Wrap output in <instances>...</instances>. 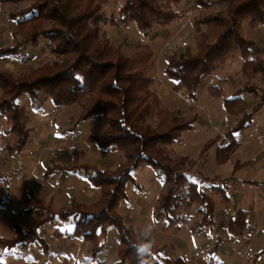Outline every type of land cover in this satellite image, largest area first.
I'll list each match as a JSON object with an SVG mask.
<instances>
[{"label":"trees","instance_id":"16d2710c","mask_svg":"<svg viewBox=\"0 0 264 264\" xmlns=\"http://www.w3.org/2000/svg\"><path fill=\"white\" fill-rule=\"evenodd\" d=\"M22 1L27 2L26 6L11 14L13 19L20 17L11 32L13 44L0 48V55H16L21 47L31 45L55 58L30 70L0 67V115L6 123V134L11 135L4 149L19 153L29 140L30 116L27 106L18 99L28 94L31 104H37L43 93L56 108L75 105V123L86 119L102 122L103 131L87 139L101 150L120 151L123 161L114 169H99L79 162L76 155L71 163L60 166L61 170H93L89 181L98 191L97 198L91 203L72 201L67 208H55L51 202L35 199L23 210L34 215L32 225L15 227L12 237H0V250L26 240L43 242L38 232L41 226L55 217L71 216L75 218L72 234L89 242L91 252L100 249L114 231L117 260L112 264H188L183 256L167 259L151 248L140 250L138 246L143 243L139 234L124 222L118 207L126 199L125 186L133 181L132 173L148 165L163 177L155 210L165 217L167 227L189 223V230L194 232L214 223V198L188 180L197 157L178 155L172 149L181 133L193 129L195 114L182 115L168 109L152 90L149 43L139 41L123 52L122 46L113 44L102 31L101 13L108 0H0ZM179 2L120 0L118 19L123 25L133 23L141 35L147 36L154 27L171 25L186 15L176 9ZM212 2L224 3L225 7L215 10ZM198 4L202 9L191 20L195 51L170 56L165 73L176 82L174 91L183 89L192 97L202 76L214 73L230 57L239 55V75L221 79L208 91L222 99L228 114H242V127L252 112H245L246 103L238 95L260 92L259 96L264 97V56L258 53L256 42L243 35L241 27L245 21L253 28L264 25V0H198ZM154 37L150 36L152 40ZM40 39L45 40L41 47ZM224 84L234 85L227 98H223ZM153 117L158 120L155 124ZM210 143L202 146L200 154ZM233 148L230 145L219 150L218 160H226ZM194 204L199 206L200 217L190 221ZM248 221L249 211L240 209L228 216L225 224L230 233L240 236L249 229ZM257 255H264V247Z\"/></svg>","mask_w":264,"mask_h":264},{"label":"crops","instance_id":"0c3cea01","mask_svg":"<svg viewBox=\"0 0 264 264\" xmlns=\"http://www.w3.org/2000/svg\"><path fill=\"white\" fill-rule=\"evenodd\" d=\"M215 3L212 5L214 6ZM177 8L178 10H186L188 13L175 23L162 27L161 33H156L158 37L151 43L154 52L153 61L156 64L153 71H157L158 65L167 61L166 53L163 50L165 43L169 40L176 43L187 40L188 49L195 50L191 19L199 13L201 7L199 4H195L193 0H180ZM132 33L134 34L132 36L143 41L144 37L142 38L140 32L134 30ZM158 39L161 41L157 42ZM18 53L16 55H2L1 60L9 64L15 63ZM233 62L237 64V70L235 73L232 71L233 75L226 77L235 78L240 73L242 59L238 55L230 57L224 65L228 67ZM7 67L10 66L4 68L7 69ZM11 68L10 70L14 71L12 66ZM155 79L156 83L164 86V93L163 91L160 93L164 105L169 107L175 101L176 105L183 109L181 110L183 115L195 114L193 129L181 133L177 145L173 146L172 149L178 155L197 157L195 166L188 178L190 177L189 181L194 182L192 180L196 177L195 183L214 198L216 205L214 223L210 226H202L194 232L189 230V223L167 227L165 217L162 214L158 215L155 210V198L162 180L158 181V189L154 193L138 192L133 189H131L130 195L126 192V199L118 207L120 215L126 218L124 222L127 225H132L145 247L149 245L148 248L155 250L161 258L174 259L183 256L188 259V264H264V255L256 256V253L264 247V186L261 190L256 188L259 177L262 175L264 178V123L257 129L255 136L250 132L253 127L254 113L264 106V97L259 96L260 92L253 94L245 91L238 95L246 103L245 112H252L251 117L241 127L239 121L242 114H228L222 104V99L209 94L208 89L213 84L207 86L209 100H207L205 107H201L197 97L199 85L191 97L184 90L176 94L174 91L176 82L166 74L155 75ZM233 86L223 85V98L229 97L233 91ZM157 93L159 94V90ZM37 104L43 108L42 112L29 110L30 114L28 112V115H31L28 123L30 136L27 145L19 152L23 163H26L27 167L32 170L23 177L12 172L17 167V163L11 158L15 152L8 153L4 149L5 143L11 140V135L6 134V123L0 115V237H12L16 234L15 227L25 229L32 225L34 215L23 210L37 198L51 202L55 208H67L72 201L90 203L96 199L98 191L90 184L89 178L83 181L75 178L74 174H69L70 171L76 172L78 169H59L60 166L71 163L76 155L79 162L85 160L82 162H89L95 167L98 162L105 165H115L112 163L115 157H120V159L117 158L116 166L123 161V155L118 150H101L97 146V148L89 146L86 149L78 148L80 149L78 152L73 149L78 144H71V142H77V136L76 139L70 141V138H62L57 134L56 131L70 130L78 123L74 122V124L63 128L64 120L67 119V115H63L65 109L76 107L75 105L56 108L54 105L44 106L43 100ZM34 105L35 103H30L27 107L35 108ZM250 106L251 108H249ZM48 107L51 110L48 111ZM33 117L34 121L32 120ZM47 126L50 128L53 126L49 130L53 132L50 146L54 144L62 164L58 162L59 160L47 159L46 152L42 151L46 149L43 133L47 131ZM32 127L35 130H32ZM187 133L197 136H186ZM88 135L90 134L86 133L84 138L86 139ZM209 140L211 143L200 154L202 146ZM29 142L30 147L28 149ZM88 142L90 141L88 140ZM230 145H233L234 148L228 158L219 161L218 151ZM81 153H84L86 158L82 157ZM39 175H42L43 179L48 178L47 184L53 181L54 184L53 186L49 184L48 191L39 192L38 189L40 190L42 187L38 184L34 187V177ZM52 175L55 178L52 179ZM133 184L134 181H128L125 191L126 187L128 189ZM218 190H221V193ZM22 200L28 204L18 205ZM15 207L17 213L14 216L16 221L13 223L8 215ZM198 207L197 204L193 205L190 221L199 219ZM120 209L124 210L125 215L120 212ZM240 209L249 211V229L243 235L235 236L227 230L225 220ZM22 220H24V226L18 223ZM60 220L55 225L54 230L48 234L46 231L44 232L45 237L39 234L43 238V242L26 240L19 242L21 246L17 250H0V261L3 264H112L117 260L116 235L113 230L110 231L104 245L96 252H91L89 242L72 234L75 218L70 216ZM49 222L44 225H48ZM44 225L40 228H43ZM254 229L253 233H249V230ZM60 242L63 243V248L58 246Z\"/></svg>","mask_w":264,"mask_h":264},{"label":"rangeland","instance_id":"374dc122","mask_svg":"<svg viewBox=\"0 0 264 264\" xmlns=\"http://www.w3.org/2000/svg\"><path fill=\"white\" fill-rule=\"evenodd\" d=\"M193 2L195 4L196 3L198 4V0H193ZM213 3H215V2L211 3V6L213 9H215V10L224 9V7L222 8V6H225L224 3L216 2L214 4V6L212 5ZM26 4H27V2H25V1L17 2V3H14V2L1 3L0 2V48H3V47H6V46L13 44L12 39H11V32L15 29L16 23L20 20V17L17 16L16 18L13 19L11 17V14L22 9L23 7H25ZM178 4H177L176 8L178 7ZM119 7H120V0H108L107 3L102 8V13H101L102 14V22L100 23V26H101L102 31H104L106 33V35L110 38V40L113 44L121 45L122 51L127 52L131 47H133L136 43H138L139 40H138V38H136V36H132V35H134L132 33V31L136 30L135 29L136 27L133 25V23L123 25L119 21V19H118ZM177 10H178V8H177ZM182 11H185L186 14L188 13V11H186V10H182ZM200 11H199V13H200ZM199 13H197L196 16ZM129 25H131L130 26L131 28L129 27ZM162 30H163L162 27H157V26L154 27L152 29L150 35H147V36L142 35V38L143 37L144 38H143V41H140V42L149 43V45L151 47L152 41H154L158 37L156 33H161ZM241 31H242L243 35L245 34L246 37H248L247 39L254 40V42H256L258 53H260L261 55L264 56V25H258V26L253 28V27H250L247 24V22L245 21L242 23ZM193 33H194V31H193ZM152 35L156 36V37H154L155 39H153V40L150 38V36H152ZM194 37H195V33H194ZM159 41H161V39H158L157 42H159ZM183 42L186 43L185 47H183L181 45ZM193 42H194V47H195V39H193ZM43 44H45V40L40 39L39 40V46L41 47V45H43ZM154 45H155V43H154ZM151 50H152V48H151ZM185 51H189L192 53H194V51H195V50L192 51V50L188 49V41L187 40L181 41L179 43H176L173 40H169L167 43H165L164 50H163V52L166 53V58H167L166 60L167 61L159 64L157 71H153L156 64L153 61V53L154 52L152 51V57L150 59L151 68L148 71V75L153 77L154 82L152 85V90H154L156 93H157V90H159V94H158L159 97H160L161 91H163V93H164V88H163L164 86L161 85L160 83H156L155 75L158 76L162 73L166 74L165 68L168 65L169 57L172 55L184 54ZM1 57H2V55H0V67L4 68L5 66H10V67H7V69L9 68L8 70H10V68L12 66L14 68V71L30 70V69L35 68L41 62H45V61L49 62L50 60L55 58V56L51 55L49 52L41 51L39 48L31 47V45H26L19 50L18 57H17L15 63H10V64L6 63L3 60H1ZM240 59H242V58L240 57ZM229 65L230 66L226 67L223 64V66H221L219 69H217L214 73H212L210 75H204L201 78V82H200V84H198L199 86L197 87V97H198V100L201 104V107H205L207 105V100H209L208 99L209 97L207 94V86L212 85V84L213 85L217 84L220 79L226 77L227 75H233L232 71L234 73L236 72L237 64L235 62H233L232 64H229ZM229 67H231V68H229ZM256 82H258V81H256ZM179 91H183V89H181ZM179 91H176V94H179L180 93ZM40 96H41V101L43 100V102H44V106L45 105H54L52 103L51 99L49 97L43 95V93L40 94ZM160 99H161V97H160ZM18 101L20 104H23L26 106H28V104L31 103L30 97L28 94H23L18 99ZM161 101H162V99H161ZM38 105L39 104H35L34 105L35 108H31V109H30V107L29 108L27 107V112H29V114H30V111L42 112L43 108H41V106L40 105L38 106ZM166 107L168 109L174 111V112H179V114H182L181 110H183V109H181L178 105H176L175 101L173 103H171V105H169V107L168 106H166ZM249 108H251V106ZM49 110H51L50 107H48V111ZM77 110H78L77 107H71L70 109L69 108L65 109V111H64L65 114H63V115H67V119L64 120L65 125L63 126V128L67 127V125L74 124V122L76 121V117H77ZM32 120L34 121V117L32 118ZM51 121H54V120H51ZM157 122H158V120L155 117H153L152 123L155 124ZM262 123H264V106L260 110H256L254 113V116L252 118L253 127L250 129V132L254 136L256 135L257 129H259L261 127ZM103 127H104V125L102 122H96V121H93L92 119H86V120L79 121L70 130L65 129V130H62L61 132L60 131H56V132L62 138H70V141H73L74 139H76V136H77L78 137L77 142H71V144L72 145L78 144L73 149H76L79 152V150L81 148L86 149V147H89V146L96 147V145L93 142L92 143H91V141L88 142L87 137L85 139L84 135L86 133L93 134V135L100 134L103 131ZM52 128H53V126H52ZM52 128H50V126H47V128H46L47 131H45V133H43V136L46 140L45 141L46 149H44L42 151L46 152L47 159H51V160L53 159V161H55V160H59V153L57 151H55V148L53 146L54 144L52 146H50L52 144L50 139H53L52 138L53 132H50L49 130ZM32 130H35V129L32 127ZM37 133H38V131L36 132V134ZM186 136L193 137V136H197V135L187 133ZM79 138H80V140H79ZM177 143H178V141H176L172 145V147L176 146ZM66 144L69 145V143H66ZM29 147H30V142L28 145V149H29ZM72 147H71V149H72ZM57 148H60V147H57ZM78 148H80V149H78ZM19 154L20 153H14V155L11 157L13 159V161H15L17 163V167L15 169H13L12 172L15 174H18L19 177H23V176L27 175L32 170L29 169V167H27L26 163H23V159H22V157H20ZM81 154H82V157H85L84 153H81ZM117 158L116 157L113 158L112 163H115V165L114 164L105 165V164H101L98 162L96 167L99 169H101V168L114 169L113 167L116 166V163H117L118 159H120V157L118 159ZM82 161H85V160H82ZM96 161H98V160L96 159ZM58 162H60L62 164V160H59ZM89 173L93 174L94 171L91 170L90 172H87L86 174L82 169L76 170V172L75 171L69 172V174H74L75 178H78L79 180L81 179L83 181L88 180V178H89L88 176L90 175ZM189 173H188V176H189ZM132 176H133L132 178H133L134 184L131 185L130 187H128V189L126 187V192L129 195L132 193L131 189L138 191V192L154 193V191H157V189H158L157 188L158 187V181L163 179L161 173L153 170L148 165L139 167L137 171L132 173ZM34 178H35L34 187H36L37 184H38V186L42 187V189H40V190L38 189L39 192L44 191V190L48 191L49 184H50V186H53V184H54L53 181H51V182H49V184H47V182L49 181L48 178L43 179L42 175L35 176ZM51 178L52 179L55 178L54 175H52ZM189 179H190V177L188 178V180ZM196 179L197 178L195 177L192 181L196 182ZM43 182L45 183L44 186L41 185V183H43ZM46 184H47V186H46ZM257 184L258 185L256 186V188L261 190L262 187L264 186V178H262V175L259 177ZM43 187H45V188H43ZM27 204L28 203L26 201L22 200L18 205H27ZM120 212L123 215H125L124 210L120 209ZM16 213H17V209L15 207L14 209L11 210L10 214L8 215V218H11L13 223H15V221H16V219L14 218ZM128 216H127V218H128ZM125 219L126 218H123L124 221H126ZM60 221L61 220L58 217H55L54 219H52L48 225H44L43 228H40V231H39L40 236L45 237L46 235L44 234V232L46 231V234H48L51 230H54L55 225ZM18 223H20L22 226H24V220H22L21 222H18ZM144 237H146L145 234H144ZM60 243H62V242H60ZM20 246H21V243H17L15 246H13L10 249L17 250V249H19Z\"/></svg>","mask_w":264,"mask_h":264},{"label":"built area","instance_id":"2783aa9c","mask_svg":"<svg viewBox=\"0 0 264 264\" xmlns=\"http://www.w3.org/2000/svg\"><path fill=\"white\" fill-rule=\"evenodd\" d=\"M181 45H182L183 47H185V46H186V43L183 42ZM44 184H45L44 182L41 183L42 186H44ZM254 231H255V229H254V230H249V233H253ZM58 246L61 247V248H63V244H62V243H59Z\"/></svg>","mask_w":264,"mask_h":264},{"label":"clouds","instance_id":"9594fccd","mask_svg":"<svg viewBox=\"0 0 264 264\" xmlns=\"http://www.w3.org/2000/svg\"><path fill=\"white\" fill-rule=\"evenodd\" d=\"M138 247H139L140 250H146L144 244H141V245H139ZM148 247H149V245L147 246V248H148Z\"/></svg>","mask_w":264,"mask_h":264}]
</instances>
